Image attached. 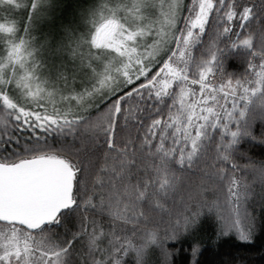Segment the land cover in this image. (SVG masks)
Masks as SVG:
<instances>
[{
	"label": "snow or ice",
	"instance_id": "obj_1",
	"mask_svg": "<svg viewBox=\"0 0 264 264\" xmlns=\"http://www.w3.org/2000/svg\"><path fill=\"white\" fill-rule=\"evenodd\" d=\"M257 143L264 0H0V264L251 241Z\"/></svg>",
	"mask_w": 264,
	"mask_h": 264
},
{
	"label": "trees",
	"instance_id": "obj_2",
	"mask_svg": "<svg viewBox=\"0 0 264 264\" xmlns=\"http://www.w3.org/2000/svg\"><path fill=\"white\" fill-rule=\"evenodd\" d=\"M61 3L70 8L74 0H61ZM43 31H47V26ZM244 150L258 159L264 158V145H245ZM176 248L182 249L176 255L177 264H191L188 241L177 243ZM199 260L200 264H264V229L257 227L252 240L248 242L239 241L233 236L223 240L220 245L205 243Z\"/></svg>",
	"mask_w": 264,
	"mask_h": 264
}]
</instances>
